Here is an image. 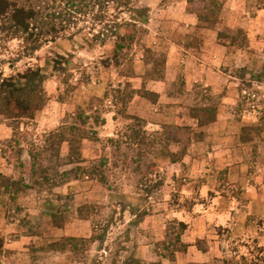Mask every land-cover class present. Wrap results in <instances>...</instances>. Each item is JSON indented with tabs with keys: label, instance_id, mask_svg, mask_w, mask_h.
I'll return each mask as SVG.
<instances>
[{
	"label": "rangeland",
	"instance_id": "1",
	"mask_svg": "<svg viewBox=\"0 0 264 264\" xmlns=\"http://www.w3.org/2000/svg\"><path fill=\"white\" fill-rule=\"evenodd\" d=\"M190 1L192 5L189 0H137L142 13H135L133 19L123 16L137 29H121L122 35L135 34L136 40L127 44L119 65L112 58L113 42L103 46L94 41L88 26L72 38L57 39L33 54L18 39L0 38V78L20 81L21 74L40 69L46 100L34 119L11 120L0 114V174L31 187L0 198V264H178L177 254L175 260L172 254L180 245L166 249L180 232L174 218L159 224L157 231L164 240L151 241L148 236L154 262L137 250L146 231L150 233L146 224L150 216L171 209L160 203L191 209L195 199L201 201L195 193L203 178H192L196 181L194 194L182 198L183 185L190 180L183 181L181 172L173 176L175 168L165 156L168 131L181 141L170 145L173 152L189 150L193 143L205 140L207 129L193 118L194 107L205 104L219 108L223 104L225 92L187 79L183 60L189 55L185 48H200L201 37L209 49L216 41L231 54V61L220 66L207 62L217 72L236 78L240 93L232 111L238 115L255 112L258 117V125L242 127L236 134L242 154L239 161L249 165L250 177L255 176L259 145L264 141V35L260 34L253 47L248 32L251 19L261 6L264 8V0H221L222 12L214 26L200 23L194 13L204 6L203 0ZM193 20L197 25L191 29ZM239 29L249 41L243 50L238 47L241 37L238 44H232ZM171 57L176 59L180 74L161 86L164 98L157 94L154 102L157 96L144 97L145 88L156 93L155 82L160 81V71L166 69L164 63ZM248 59L251 62L247 64ZM57 61L68 62L70 76L55 72ZM149 61L154 66L146 64ZM155 68L157 73H153ZM71 127L76 129L75 135L69 133ZM170 127L174 130L167 129ZM63 134L85 138L71 159L69 144L59 147L56 143ZM30 154L39 158L36 168ZM178 164L176 168L184 165ZM44 169L50 184L42 178ZM225 174L220 173V189L238 198L242 191L230 188ZM262 222L245 238L235 237L229 229L213 230L219 239L209 242H217L218 256L207 264H264ZM85 234L86 239H92L79 251L65 253L52 248L63 238H85L74 236ZM207 242L204 240V246Z\"/></svg>",
	"mask_w": 264,
	"mask_h": 264
},
{
	"label": "crops",
	"instance_id": "2",
	"mask_svg": "<svg viewBox=\"0 0 264 264\" xmlns=\"http://www.w3.org/2000/svg\"><path fill=\"white\" fill-rule=\"evenodd\" d=\"M192 24L191 29L195 28L194 24L197 25V21L193 20ZM197 29L199 30L198 27ZM257 34L259 35L257 36ZM260 34L264 35V8L257 10V14L251 19L248 37L253 47L260 39ZM201 39L203 44H200V48H185V52L189 55L187 59L183 60V63L186 64L187 79H191L192 84L195 82L206 83L205 87H212L216 89V92H225L226 94L223 104L218 108L216 122L204 127L207 129L205 140L193 143L184 157L182 167L176 168L175 166L180 164L170 163L175 168L172 173L173 176L174 172L177 175L181 172L183 181L188 182L190 180L188 184L183 185L182 198H189L194 194L195 185H193V182L196 183V181H191L192 178H198V175L203 178L201 185L197 188V193H195L201 201L195 199L191 209H186L180 205L177 206V209H174L167 202L160 203L163 207L166 206L171 209L168 210L167 208L166 213H155L150 216L149 221H146L147 229L150 227V233L146 231L145 236L142 237L144 242L139 243L140 246L137 250L149 262H154L156 258L152 249V242L150 243L148 236L150 235L151 241L164 240V236L160 235L157 230L159 224H164L167 218H174L188 225V229L182 236V242L189 247L186 252L177 253L178 264H207L213 256H218V250L214 246L217 242H209L211 239H219V236L213 235L215 229H229L235 237L245 238L249 233L256 232L259 229L257 225L260 220L264 224V141L260 142L261 145L258 149L260 159L259 164L256 163L255 167L257 173L254 177H250L249 165L239 161L242 154L240 152L241 148H238L237 144L239 137L236 135L239 134L242 127L258 125V117L255 112L248 113V115H245V113L238 115L232 111L240 93L238 83H235L236 78L227 76L221 71L217 72V69L212 68L211 65L209 66L207 62V60H211L215 66H220L224 62L231 61L229 59L231 54H228L229 51L224 46L217 44L216 41L211 43V49H209V44L205 42L204 37H201ZM209 52L211 53L209 54ZM241 52L247 54L245 51ZM241 52L238 53L241 54ZM234 62H231V64ZM250 62V59H248L247 64ZM176 65V59L171 57L166 62L165 78L160 80L161 82H155L157 87L154 92L161 96V100L165 96L162 93L161 86L166 85L167 82L175 81L177 75L180 74V67L176 68ZM232 129H235V131ZM246 154L244 153V156H247ZM223 171L226 172L227 185L232 189L242 191L241 196L238 198L228 195V192L223 193L224 188H222L223 190L220 189L219 176ZM171 182L173 181L171 180ZM167 187L172 190L168 185ZM74 236L87 238L88 234ZM198 240L208 241L206 252L199 250Z\"/></svg>",
	"mask_w": 264,
	"mask_h": 264
},
{
	"label": "trees",
	"instance_id": "3",
	"mask_svg": "<svg viewBox=\"0 0 264 264\" xmlns=\"http://www.w3.org/2000/svg\"><path fill=\"white\" fill-rule=\"evenodd\" d=\"M137 0H0V38L5 36L10 40L18 39L23 42L27 52L31 54L39 51L43 46L57 39L73 36L83 32L85 26H88V32L93 36V40L100 42L103 46L112 41L114 44L113 60L116 64H120L121 53L126 49L128 43L136 40V35L129 33L122 35L121 29L124 26L132 27L135 23L126 21L124 15L132 17L135 13L141 14L143 9L137 8ZM204 6L196 9L194 13L197 15L200 23L214 26L218 23L223 3L221 0H203ZM189 5L192 1L189 0ZM263 7L261 6L260 9ZM137 29L136 25L133 26ZM237 37H232V44H238L241 37L242 45L238 47L242 50L248 47L249 41L246 33L239 29ZM222 37V33L219 37ZM62 60V59H61ZM68 63V62H67ZM67 63L55 62V72L59 75L68 76L69 70L66 68ZM146 64H153L152 61ZM164 63V69H165ZM154 66V64H153ZM153 69V73L156 72ZM165 70L160 71L159 80L165 78ZM70 76V75H69ZM20 81L14 77L0 78V114L8 119H34L36 112L45 105L44 77L40 69H30L25 74L19 76ZM157 79V78H156ZM69 78L65 79L68 82ZM154 80V79H152ZM144 97L149 95H158L148 91L145 88ZM193 118L196 119L200 126L205 127L216 122L218 118V106L205 104L198 105L192 110ZM142 122V119L136 118ZM264 121V117L261 118ZM177 127V131H179ZM174 130V127L167 128ZM75 128L71 127L69 133L75 135ZM167 151L165 156L170 158L171 163L183 162L187 149L180 152L169 150L170 145L179 144L180 138L171 131L167 132ZM81 140L85 138L71 137L68 134L59 135L56 143L59 147L67 142L70 146L69 159H71L76 151H79ZM153 145V144H152ZM60 153V152H59ZM33 160L32 166L36 168L39 165L37 155L30 154ZM58 156H60L58 154ZM95 170V169H94ZM42 177L45 183L50 184L51 179L46 169L43 170ZM43 175V174H42ZM24 181H16L11 177L0 174V198L7 194H19L30 189ZM2 201V200H0ZM180 232L175 235L167 246V250L171 246H178L172 254L173 260L176 259L177 252L183 253L189 247L182 242V236L188 229V225L184 222L175 221ZM170 236L167 232V237ZM92 239V238H91ZM89 239V240H91ZM86 238L67 237L60 242L53 244L52 248L56 252H75L83 249L90 241ZM92 240L91 242H93ZM95 242V241H94ZM197 246L202 252H206L204 240H198ZM261 251L264 248L260 247Z\"/></svg>",
	"mask_w": 264,
	"mask_h": 264
}]
</instances>
